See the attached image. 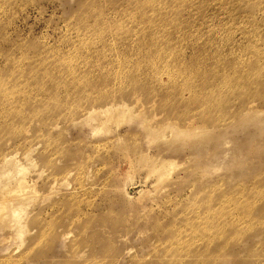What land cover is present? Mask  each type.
Listing matches in <instances>:
<instances>
[{
	"label": "rangeland",
	"instance_id": "374dc122",
	"mask_svg": "<svg viewBox=\"0 0 264 264\" xmlns=\"http://www.w3.org/2000/svg\"><path fill=\"white\" fill-rule=\"evenodd\" d=\"M11 156L0 264H264V0H0Z\"/></svg>",
	"mask_w": 264,
	"mask_h": 264
},
{
	"label": "bare ground",
	"instance_id": "6f19581e",
	"mask_svg": "<svg viewBox=\"0 0 264 264\" xmlns=\"http://www.w3.org/2000/svg\"><path fill=\"white\" fill-rule=\"evenodd\" d=\"M124 108H125V104L122 103L117 105L114 109H116V111L119 112L118 115L122 114L123 116ZM110 111H111L110 108L106 107L104 108L103 113L108 114ZM110 116L106 117V122H108V120L111 118ZM148 125H149L148 123L147 124L145 123L144 128L146 127L147 129L151 127L150 125L148 127ZM167 127H170L169 142H173L175 141L176 138H180L179 136L193 133L196 130V127H194L193 129L183 128L184 130H182L178 126H175L174 124L172 125L171 122H168L166 126L164 125L157 129H151V131L150 130L148 131L151 132L152 138L160 136L163 137L164 139L165 135L163 134L164 133L163 131ZM166 140H168V138ZM12 157L13 156L4 157L1 160L0 181H3L4 178H9V177L11 178L12 176L16 177V180L14 179L15 180L14 183L16 184V187L10 190L6 188L7 181H5V183L4 181L0 182L1 183L0 192L2 195L1 197L2 200L0 201V210L5 211L4 215L6 218L3 219H7L8 227L11 231V234L20 241V244H22L23 234L26 231L25 218L27 215V208H28L27 206L30 202L29 194L35 190H32L33 188H31V186L27 183L28 181L25 180V175H26L25 173L26 171L29 170L28 167L18 162V160L16 162L15 160H13L14 157L13 159ZM11 160H13L14 162ZM10 162L13 163L10 166H8ZM170 164L171 162L168 160H164V161L162 160L161 162L158 163H154V161H152V163L149 165V169L153 173L159 175V177H163L165 174H168ZM11 171H15L16 173H14L13 175L9 174Z\"/></svg>",
	"mask_w": 264,
	"mask_h": 264
}]
</instances>
